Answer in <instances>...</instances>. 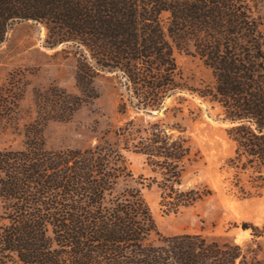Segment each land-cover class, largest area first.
<instances>
[{"label":"trees","instance_id":"1","mask_svg":"<svg viewBox=\"0 0 264 264\" xmlns=\"http://www.w3.org/2000/svg\"><path fill=\"white\" fill-rule=\"evenodd\" d=\"M258 2L0 0V43L16 22L44 24L49 46L74 47L78 90H34L35 115L19 128L22 74L12 71L0 85V132L10 128L22 136L21 147L0 148V264H264L223 237L158 234L141 187L131 181L149 180L167 212L213 194L205 183L185 186L187 168L202 156L183 127L127 117L84 148L50 149L43 136L48 121L67 122L98 96L93 79L100 73L122 79L116 110L124 115L160 110L166 98L188 90L217 103L230 123L229 190L239 198L261 195L264 31ZM174 48L197 55L211 70L212 85L185 87ZM125 152L142 155L152 175L134 178ZM241 227L257 230L245 222Z\"/></svg>","mask_w":264,"mask_h":264},{"label":"rangeland","instance_id":"2","mask_svg":"<svg viewBox=\"0 0 264 264\" xmlns=\"http://www.w3.org/2000/svg\"><path fill=\"white\" fill-rule=\"evenodd\" d=\"M257 14L264 31V0H259ZM48 30L36 21H19L12 25L0 43V85L8 73L22 74L23 98L17 109L18 127L35 115L33 92L43 91L57 85L68 92L78 93L74 73L76 56L70 44L48 45ZM173 55L181 71L180 82L195 90L212 85L211 70L197 55L174 48ZM98 96L83 105L67 122L50 120L43 128L47 148H84L96 143L106 129L121 124L127 117L137 116L142 122L163 119L169 125L184 128V134L200 151L201 159L187 168L185 186L205 183L213 194L192 206L177 212H167L159 203V191L149 180L141 183V194L150 208L159 235L200 233L206 236L223 237L239 244L248 256L264 260V192L259 196L239 198L229 190L233 170L226 159L233 153L234 143L228 138L226 129L230 123L223 120L221 107L217 103L184 90L165 99L160 110L150 113L130 109L128 114L117 112L120 94L124 92L122 79L111 73H100L93 79ZM182 97L183 99H180ZM166 109V110H165ZM22 136L7 128L0 132V148H19ZM125 158L134 178L152 175L144 157L125 152ZM140 181V180H139ZM245 222L257 228L242 229ZM158 234H152L156 240Z\"/></svg>","mask_w":264,"mask_h":264}]
</instances>
